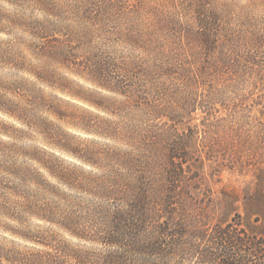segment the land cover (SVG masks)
Segmentation results:
<instances>
[{
    "label": "clouds",
    "instance_id": "9594fccd",
    "mask_svg": "<svg viewBox=\"0 0 264 264\" xmlns=\"http://www.w3.org/2000/svg\"><path fill=\"white\" fill-rule=\"evenodd\" d=\"M57 8L59 15L43 0H0V264H81L84 254L99 264L116 247L102 241L103 225L86 221L74 228L69 218L97 206L126 209L124 185L134 182L138 173L125 158L150 156L142 143L148 132L175 139L186 130L170 127L164 118L137 106L85 70L81 61L100 49L121 65V75L132 64L151 69L163 57L120 34L130 22L147 27L154 8L196 29L194 9L180 0H146L143 7L128 0L106 31L79 16L70 0H59ZM206 8L220 17L223 31L240 35L245 47H251L253 33L264 34V0H210ZM34 25L87 31L91 44L78 49L79 60H65L50 54L47 37ZM140 79L150 89L164 84L181 94L191 91L175 78ZM217 91L226 107L216 102L211 115H201L202 130L218 122L254 130L264 108V68L221 80ZM203 142L204 137L197 138L196 148ZM215 165L206 160L202 175L207 178ZM216 179L239 181L236 186L243 187L254 177L223 171L209 183ZM237 207L243 215L242 203ZM152 259L156 264L198 261L192 252Z\"/></svg>",
    "mask_w": 264,
    "mask_h": 264
},
{
    "label": "rangeland",
    "instance_id": "374dc122",
    "mask_svg": "<svg viewBox=\"0 0 264 264\" xmlns=\"http://www.w3.org/2000/svg\"><path fill=\"white\" fill-rule=\"evenodd\" d=\"M43 2L49 10L60 14L57 8L59 0ZM70 2L74 11L84 20L92 25H100L107 31L113 17L122 11L128 0ZM145 2L146 0H136L139 7H143ZM159 2L171 3L173 0ZM180 2L189 9H194L197 18L200 13L215 18L217 38L210 50L197 37L200 29L181 24L173 16L154 8L150 10L153 20L147 27L142 29L140 25L130 22L120 35L129 43L163 57L161 63L154 64L151 69L141 64H132L121 75V65L115 63L102 50L96 49L81 61V65L109 87H119L117 92L122 94L120 91H125L137 106L142 105L157 118H164L168 126L185 127L183 135L175 139L168 137L169 142H185L187 145L182 177H176L170 183L166 175H163V187H157V178H153L150 189H156L157 193H162L165 189L176 190L174 202L188 230L205 232L204 236L197 239L200 252H210L213 257H217L213 264H219L221 257L214 231L221 227L232 231L235 237L243 241L244 246L241 248L252 250V257L244 264H264V108L259 110L254 130L231 124L225 126L218 122L205 131L201 127L205 121L199 119L201 115H211L216 102L226 107L222 94L217 91V84L221 80H232L254 69L264 68V34L253 33L250 37L251 47H245L241 44L240 35L223 31L220 17L207 11L206 6L210 0ZM33 27L42 29L48 39L50 54L65 60H79L78 49L91 44V34L87 31L77 34L68 28L61 29L56 26ZM111 30H115V25ZM64 44L69 46L64 48ZM166 46L167 52L164 51ZM160 76L181 80L191 91L181 94L178 89H171L164 84L150 89L140 79L143 77L144 80L152 82ZM246 100L247 97L234 104L233 110ZM260 103V100L255 101L257 106ZM130 134L136 133L133 131ZM158 135L161 136L156 132H148L143 135L142 143L146 136ZM199 137H204V142L198 149L196 140ZM159 142L162 146H168L163 136ZM206 160L216 162L207 178L202 175ZM223 171L235 172L240 177L251 174L254 180L244 183L243 187L236 186L239 181L231 180L216 179L209 183L210 179L219 176ZM238 203H242L243 215L237 207ZM97 207L84 216L74 214L69 222L92 220V212ZM239 253L244 255L247 252Z\"/></svg>",
    "mask_w": 264,
    "mask_h": 264
},
{
    "label": "trees",
    "instance_id": "16d2710c",
    "mask_svg": "<svg viewBox=\"0 0 264 264\" xmlns=\"http://www.w3.org/2000/svg\"><path fill=\"white\" fill-rule=\"evenodd\" d=\"M197 22L200 29L197 37L210 50L217 38L216 20L200 13ZM117 88L119 87L112 89L116 91ZM120 92L126 95L125 91ZM160 139L159 135L146 136L143 144L150 151L148 158H125L128 166L138 173L134 182L124 185L123 199L127 208L112 211L100 206L92 212L94 218L89 221L103 225L99 229L102 241L116 246L101 258L99 264H156L153 257L163 259L177 252L194 253L198 258L197 263L216 262V256L199 250L197 239L204 236L205 232L188 230L182 221V214L177 211V204L174 202L176 190L165 189L162 193H157L156 189H150L153 178H157V187H163V175L171 183L176 177H182L185 169L186 143L169 142L170 139L165 138L168 146H162ZM81 224L69 222V226L74 228ZM214 235L217 237L221 257L219 264H244L252 257V250L241 248L244 246L243 241L235 237L232 231L218 227ZM240 251L247 253L241 255ZM81 264L96 262L90 261L89 255L84 254Z\"/></svg>",
    "mask_w": 264,
    "mask_h": 264
}]
</instances>
